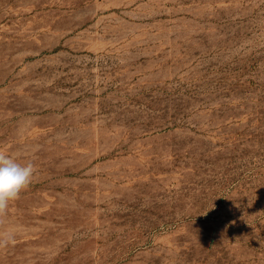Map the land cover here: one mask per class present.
<instances>
[{"label": "rangeland", "instance_id": "obj_1", "mask_svg": "<svg viewBox=\"0 0 264 264\" xmlns=\"http://www.w3.org/2000/svg\"><path fill=\"white\" fill-rule=\"evenodd\" d=\"M0 150V264H264V0H0Z\"/></svg>", "mask_w": 264, "mask_h": 264}, {"label": "clouds", "instance_id": "obj_2", "mask_svg": "<svg viewBox=\"0 0 264 264\" xmlns=\"http://www.w3.org/2000/svg\"><path fill=\"white\" fill-rule=\"evenodd\" d=\"M37 171L32 162L21 163L10 153L0 150V217L6 213L10 203L29 187ZM9 240L10 236L4 242Z\"/></svg>", "mask_w": 264, "mask_h": 264}]
</instances>
